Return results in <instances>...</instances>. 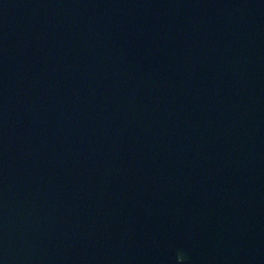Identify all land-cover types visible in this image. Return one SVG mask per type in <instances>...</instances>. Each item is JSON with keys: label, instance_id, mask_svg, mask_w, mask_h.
<instances>
[{"label": "water", "instance_id": "1", "mask_svg": "<svg viewBox=\"0 0 264 264\" xmlns=\"http://www.w3.org/2000/svg\"><path fill=\"white\" fill-rule=\"evenodd\" d=\"M0 264H264V0H0Z\"/></svg>", "mask_w": 264, "mask_h": 264}]
</instances>
